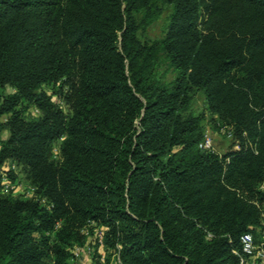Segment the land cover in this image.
Segmentation results:
<instances>
[{
	"label": "trees",
	"instance_id": "16d2710c",
	"mask_svg": "<svg viewBox=\"0 0 264 264\" xmlns=\"http://www.w3.org/2000/svg\"><path fill=\"white\" fill-rule=\"evenodd\" d=\"M59 81L68 115L40 89ZM195 95L222 154L198 147ZM4 113L0 167L18 164L47 205L0 195V264L98 263L103 250L240 264L242 234L264 246V0H0Z\"/></svg>",
	"mask_w": 264,
	"mask_h": 264
},
{
	"label": "rangeland",
	"instance_id": "374dc122",
	"mask_svg": "<svg viewBox=\"0 0 264 264\" xmlns=\"http://www.w3.org/2000/svg\"><path fill=\"white\" fill-rule=\"evenodd\" d=\"M167 12H163L160 17L147 29L146 37L150 40L159 38L161 36V28L165 22ZM40 89L50 96L51 101L56 105L64 115L70 114V104L68 97L70 95L69 84L65 81L63 83L57 82L44 83ZM11 91L10 87H6L5 93ZM24 104V103H23ZM189 112L192 114H203L205 117L206 130L212 140V148L216 153L222 154L229 146V141L222 136L219 131L212 128L211 124L208 123L210 113L203 99L199 95H195L190 103ZM39 115V110L34 106L30 105L28 108L22 111V116L25 119L35 118ZM8 118V114H0V123H5ZM8 135V131L5 129L1 134V138L4 139ZM64 136H61L55 140L51 147V158L58 160L60 158V143L63 141ZM11 163L14 165L12 167ZM11 194L12 196H20L23 198H34L38 200L42 205H47V201L39 193L36 192L35 187L32 185L30 180L23 173L21 167L10 161L0 167V195ZM92 230H95L94 225H91ZM86 231V230H85ZM259 248H264L263 244H260ZM258 248V249H259ZM102 251V250H101ZM105 257L104 261L96 263L95 261L89 262L90 264H114L112 262V254L110 251H102ZM108 259V261H107ZM253 264H264L263 259L259 256L253 257L251 260Z\"/></svg>",
	"mask_w": 264,
	"mask_h": 264
},
{
	"label": "built area",
	"instance_id": "2783aa9c",
	"mask_svg": "<svg viewBox=\"0 0 264 264\" xmlns=\"http://www.w3.org/2000/svg\"><path fill=\"white\" fill-rule=\"evenodd\" d=\"M200 149H206L213 151L212 148V140L208 133L205 134L204 139L198 144ZM12 167L14 166L11 163ZM100 237V236H99ZM99 242L101 243V237L99 238ZM240 244H241V251L242 256H240V264H253L252 259L253 257L256 258L257 256L261 257L264 261V248H259L254 245L252 236L250 233H244L240 236ZM79 249H75V254L78 255ZM112 261H115L117 264H122L118 257L115 254H112Z\"/></svg>",
	"mask_w": 264,
	"mask_h": 264
}]
</instances>
